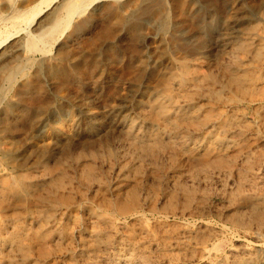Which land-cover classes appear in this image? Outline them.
<instances>
[{"label": "bare ground", "instance_id": "obj_1", "mask_svg": "<svg viewBox=\"0 0 264 264\" xmlns=\"http://www.w3.org/2000/svg\"><path fill=\"white\" fill-rule=\"evenodd\" d=\"M233 3L252 21L257 20L254 11L264 9V0ZM79 6L70 4L66 17ZM237 21L227 17L224 25ZM254 26L246 35L259 32ZM235 36L228 33L233 52L216 71L184 59L174 63V73L151 75L156 82L150 99L137 105L143 123L121 118L117 127L122 135L70 150L78 132L55 134L50 144L26 150L36 158L28 167L16 161V152L8 155L15 177L0 178V211L11 198L15 209L0 226V264H59L52 259L56 240L68 245L60 256L64 264L195 263L179 252L203 249L208 253L201 259L207 261L226 227H263L264 143L256 135L247 139L249 128L238 120L247 115L245 108L239 114L245 102L256 103L254 113L264 126V90L258 89L261 83L250 63L263 59L264 51L256 45L262 40L236 42ZM31 129L34 133L38 127L32 124ZM67 148L54 165L45 161L50 149ZM149 178L164 186L162 211L151 213L158 221L154 224L141 204L139 186L148 187ZM229 259L225 264H264V256L245 250L232 252Z\"/></svg>", "mask_w": 264, "mask_h": 264}, {"label": "rangeland", "instance_id": "obj_2", "mask_svg": "<svg viewBox=\"0 0 264 264\" xmlns=\"http://www.w3.org/2000/svg\"><path fill=\"white\" fill-rule=\"evenodd\" d=\"M234 1L0 0V178L15 177L8 155L16 152V161L28 167L36 158L26 150L32 145L41 148L50 144L55 134L65 137L77 131L76 143L69 147L75 150L94 146L111 134L122 135L117 124L123 117L142 124L137 105H145L150 99L148 92L156 82L151 75L176 72L174 63L184 59L199 60L204 70L216 71L229 62L233 52L235 42H226L230 32L236 35V42L262 40L256 45L264 51V9L254 11L257 20L252 21L246 12L235 10ZM250 2L255 4L254 0H243L246 5ZM73 3L79 4V9L66 17L67 7ZM227 17L239 21L227 28ZM58 21L61 27L56 26ZM163 23L165 30L160 28ZM253 24L260 29L257 33L252 30L250 37L245 32ZM246 57L250 55L242 56ZM250 63L256 68L254 74L262 91L264 55ZM244 104L239 114L246 110L247 115L238 122L248 126L247 139L257 136L264 143V126L254 113L257 104ZM75 112L77 121L71 126ZM32 124L38 127L34 133ZM50 132L53 135L46 136ZM67 152L68 148L50 149L45 161L54 165ZM147 180L148 187L139 185L141 204L147 208L150 224H154L158 221L151 213L162 211L164 186L156 179ZM13 202L15 198L0 211V226L14 213ZM255 227L228 226L216 241L212 259H201L208 251L188 248L179 254L183 259L192 257L195 263L173 264H225L232 252L240 250L264 256V226ZM67 248L59 240L53 241L52 259L64 264L60 256ZM3 250L0 247V257Z\"/></svg>", "mask_w": 264, "mask_h": 264}]
</instances>
